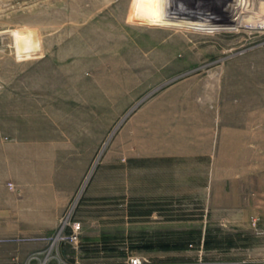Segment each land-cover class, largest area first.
Masks as SVG:
<instances>
[{
	"label": "rangeland",
	"instance_id": "1",
	"mask_svg": "<svg viewBox=\"0 0 264 264\" xmlns=\"http://www.w3.org/2000/svg\"><path fill=\"white\" fill-rule=\"evenodd\" d=\"M262 22L264 0H0V147L34 157L7 188L55 215L21 264H264Z\"/></svg>",
	"mask_w": 264,
	"mask_h": 264
},
{
	"label": "crops",
	"instance_id": "2",
	"mask_svg": "<svg viewBox=\"0 0 264 264\" xmlns=\"http://www.w3.org/2000/svg\"><path fill=\"white\" fill-rule=\"evenodd\" d=\"M25 150L23 147H0V240H3L0 241V264H21L32 248H23L17 239L23 234L50 233L55 225L54 214H21V199L7 188V178L16 183L23 167L34 160Z\"/></svg>",
	"mask_w": 264,
	"mask_h": 264
},
{
	"label": "built area",
	"instance_id": "3",
	"mask_svg": "<svg viewBox=\"0 0 264 264\" xmlns=\"http://www.w3.org/2000/svg\"><path fill=\"white\" fill-rule=\"evenodd\" d=\"M259 32H264V22L254 27ZM65 228V227H64ZM68 233H59L53 239L52 244L54 243H66L71 246H77L79 244V236L81 232V223L79 221H72L70 226H67ZM46 260V259H45ZM120 264H166L164 262L153 261L148 258L138 256V255H129L122 260Z\"/></svg>",
	"mask_w": 264,
	"mask_h": 264
},
{
	"label": "bare ground",
	"instance_id": "4",
	"mask_svg": "<svg viewBox=\"0 0 264 264\" xmlns=\"http://www.w3.org/2000/svg\"><path fill=\"white\" fill-rule=\"evenodd\" d=\"M238 4V3H237ZM232 5V4H231ZM248 6V5H247ZM217 8V7H216ZM234 9V8H233ZM241 9H243V8H241ZM240 8H238L237 10L238 11H240L241 10ZM241 14V13H240ZM240 14L239 13H236V16H234V18L232 19V21L234 22V24H236V25H238L239 26V24H240V20L241 19H245L246 21H248V23L251 25L253 22H249V20L246 18V17H243V16H240ZM217 18H219L218 17V15L216 14V12H215V9H211V20H212V22L215 20L216 21V19ZM217 22V21H216ZM215 22V23H216ZM219 24H223V23H219Z\"/></svg>",
	"mask_w": 264,
	"mask_h": 264
}]
</instances>
